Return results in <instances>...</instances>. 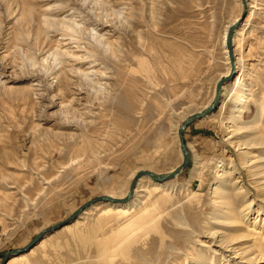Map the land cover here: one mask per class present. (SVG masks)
<instances>
[{
	"label": "rangeland",
	"instance_id": "obj_1",
	"mask_svg": "<svg viewBox=\"0 0 264 264\" xmlns=\"http://www.w3.org/2000/svg\"><path fill=\"white\" fill-rule=\"evenodd\" d=\"M229 41L236 74L183 131L172 187L142 176L113 203L133 212L95 203L18 264H264L246 260L264 237V0H0V262L86 201L121 199L138 171L178 166Z\"/></svg>",
	"mask_w": 264,
	"mask_h": 264
},
{
	"label": "water",
	"instance_id": "obj_2",
	"mask_svg": "<svg viewBox=\"0 0 264 264\" xmlns=\"http://www.w3.org/2000/svg\"><path fill=\"white\" fill-rule=\"evenodd\" d=\"M242 3H243V5H246V0H242ZM244 9H246V8L244 7ZM238 24H239V21L235 22V24H233L229 28V31H228V34H227L228 35L227 36L228 39H232V33L238 27ZM230 44L231 43L228 44V50H229L228 56L230 57V59H229L230 65H232L231 66V70H230V72H228L227 76H222L219 79V81L217 82L218 84H217L216 89H215V96H214L213 102L205 110L200 111V112L190 116L186 120H184V122L182 123V125L179 128V131H178L179 145H180V149H181V152H182V155H183V159H182L180 165L176 168V170L173 173H171V174H169L167 176H164V177H158L154 173H152V172H150L148 170H140V171H138L137 174L135 175V177L132 179L131 184L129 186L128 193H127V195L124 198L118 199V198H112V197H110L108 195H98L95 198L86 201L85 203L80 205L79 208H77V210H75L73 212V214H71L66 219L58 221V222L54 223L53 225H51V226L41 230L40 232H38L37 235L33 238V240L25 248L14 249V250H12L10 252H7L3 256L0 264H6V262L8 261L10 256H12V255L23 253L25 251L30 250L45 235H48V234H50V233L62 228L65 224H68V223L72 222L76 217H78L79 213L83 212L85 209H88L89 207H91L95 203H98V202H100V203H104V202L120 203V202L127 201L130 198V196L132 195L133 188L135 187L136 181H137V179L139 177L149 176L152 179L157 180V181H166V180H170V179L174 178V176L177 173L181 172L188 165V163L190 161V152H189V150H188V148L186 146V143L184 141L183 131L194 120L202 118V117L210 114L213 111V109L216 106H218V104L220 102V98H221L222 85H224L227 82H231L233 80L235 74H236L235 68H233V67H235V63L233 62L234 58H233V54H232L233 47H232V44L231 45Z\"/></svg>",
	"mask_w": 264,
	"mask_h": 264
},
{
	"label": "bare ground",
	"instance_id": "obj_3",
	"mask_svg": "<svg viewBox=\"0 0 264 264\" xmlns=\"http://www.w3.org/2000/svg\"><path fill=\"white\" fill-rule=\"evenodd\" d=\"M248 8L250 9V8H253V6L250 4V2H248ZM239 16V15H238ZM237 19H238V17L237 18H235L232 22H231V24L233 25V23L235 22V21H237ZM230 24V25H231ZM228 32V30L226 29V31L224 32V35H223V43H224V39H225V36H226V33ZM233 37H234V39H233V42H235V39H236V35H233ZM229 43H231L230 41L227 43V45L229 44ZM232 44V43H231ZM230 44V45H231ZM228 47V46H227ZM227 52V49L225 50V53ZM228 53V52H227ZM236 64H237V62H235ZM232 66V65H231ZM231 69V67L230 66H227V70H226V74L229 72V70ZM225 74V75H226ZM239 82V75H237V77H236V79L233 81V85L234 84H236V83H238ZM244 91L242 90V89H237V90H235L234 91V93H233V97H234V100H236V101H240V100H242L243 99V97H244ZM231 99H233V98H231ZM223 103V102H222ZM236 107V106H235ZM208 108V107H207ZM239 108V107H238ZM206 109V108H205ZM204 109V110H205ZM238 110V109H237ZM203 111V110H202ZM235 111V110H234ZM230 114L228 115V119H229V121L232 119L233 120V118L235 117V115H233L234 113H233V111H232V109H231V111L229 112ZM207 116V115H206ZM205 117V116H204ZM226 130H227V133H230V132H232L233 131V129L231 128V125H227L226 126V128H225ZM231 134V133H230ZM258 139V138H257ZM256 139V140H257ZM255 140V139H254ZM255 140V141H256ZM261 140V139H260ZM254 141V142H255ZM254 142H250V143H254ZM257 142H258V140H257ZM256 142V143H257ZM260 143H262V145H264V138L260 141ZM261 159V158H260ZM247 162V161H246ZM251 162V161H250ZM251 163H253V162H251ZM251 163H249V165L251 164ZM180 165V164H179ZM178 165V166H179ZM248 165V166H249ZM178 166H176L171 172H169L167 175H169V174H171V173H173L175 170H176V168L178 167ZM251 166V165H250ZM254 166V165H253ZM257 166V165H256ZM252 167V166H251ZM253 169V168H252ZM258 170L256 173L259 175V174H262V176L264 175V163H262V164H259V166L257 167V168H255V169H253V170ZM156 175V174H155ZM166 175V176H167ZM157 176V175H156ZM260 176V175H259ZM135 177V176H134ZM148 178H150V179H152L151 177H149V176H147ZM164 177V176H163ZM141 177H139L138 179H137V181L140 179ZM153 180V181H152ZM152 180H149L150 181V183H151V185L155 188V187H162V188H171L170 186H169V184H168V181H166V182H164V181H157V180H154V179H152ZM137 181H136V183H137ZM154 181H156V182H154ZM157 182H159V183H157ZM164 182V183H163ZM220 182L222 183L223 181L222 180H220ZM264 182V181H263ZM264 185V184H263ZM135 187H136V185H135ZM135 187L133 188V191H132V194L134 193V190H135ZM151 187V186H150ZM264 187V186H263ZM214 189H215V187H214ZM213 189V190H214ZM128 193V192H127ZM127 193L125 194V196L127 195ZM125 196H123V197H121V199L122 198H124ZM114 197V196H113ZM132 197V195L130 196V198ZM129 198V199H130ZM119 199V198H118ZM128 199V200H129ZM127 200V201H128ZM127 201H124V202H127ZM140 203V201H134V200H132V201H130L129 203H123V204H113V203H108V202H106V203H104L105 205H108V206H113L114 207V213L115 214H118V215H125V214H129V213H131V212H133L136 208H137V206H138V204ZM215 203V202H214ZM102 206H104V205H102ZM100 206H98L96 209H98ZM107 207V206H106ZM220 212H219V214H218V218H220V219H222V220H225V213H227V211H223V210H219ZM84 214V213H83ZM85 214H89L88 212L87 213H85ZM241 214V213H240ZM239 215V214H238ZM240 218V217H239ZM78 220H76L75 222H73V223H71L70 225H68V227L70 228V227H75V226H77L78 225ZM231 225H233V224H231ZM253 234L254 235H259L260 234V230H258V228H254L253 230ZM218 232V231H217ZM216 232V233H217ZM215 233V232H214ZM220 233V232H219ZM219 233H217L218 235H219ZM224 235V234H223ZM260 236L261 237H259V238H257L256 239V241H255V245L258 247V253L257 254H255V253H253V255L252 256H250V257H248V258H246V257H244V259L246 258V260L247 261H253V260H255L256 262H264V256H263V254H262V247L264 246V237L260 234ZM223 238H224V236H222ZM41 240V239H40ZM39 240V241H40ZM231 239H221V243L220 244H226V243H231V241H230ZM38 241V242H39ZM46 241H47V239H42L41 241H40V243L38 244V247L39 246H42V245H44L45 243H46ZM37 242V243H38ZM36 243V244H37ZM35 244V245H36ZM34 245V246H35ZM33 246V247H34ZM32 247V248H33ZM31 248V250H28V251H25V252H23V253H19V254H17V255H14V256H12V257H10V260H9V262L7 263L6 262V264H18V263H20V262H22V261H24V260H27L29 257H31L34 253H35V250H36V248H33L32 249ZM236 248V247H235ZM239 249V248H238ZM235 250V249H234ZM247 250V249H246ZM245 250V251H246ZM233 251V250H232ZM235 252V251H234ZM236 254L237 255H242V254H244V251H243V249L241 248L240 249V251H236ZM246 254V253H245ZM251 255V254H250ZM249 256V255H248ZM245 260V261H246ZM246 261V262H247ZM249 263V262H248ZM255 263V262H254Z\"/></svg>",
	"mask_w": 264,
	"mask_h": 264
}]
</instances>
